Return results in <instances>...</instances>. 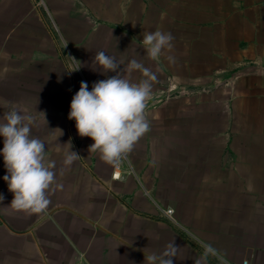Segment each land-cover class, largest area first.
Listing matches in <instances>:
<instances>
[{"label":"crops","instance_id":"crops-1","mask_svg":"<svg viewBox=\"0 0 264 264\" xmlns=\"http://www.w3.org/2000/svg\"><path fill=\"white\" fill-rule=\"evenodd\" d=\"M155 30L175 37L159 60L140 42ZM100 51L132 83L130 59L157 77L150 129L117 163L68 118L82 81L115 75ZM12 107L57 182L43 212L12 209L0 156V264H151L173 241V264H264V0H0V117Z\"/></svg>","mask_w":264,"mask_h":264},{"label":"clouds","instance_id":"clouds-1","mask_svg":"<svg viewBox=\"0 0 264 264\" xmlns=\"http://www.w3.org/2000/svg\"><path fill=\"white\" fill-rule=\"evenodd\" d=\"M174 39L170 32L155 30L143 33L140 42L148 58L159 60L166 51L173 49ZM166 59L170 63L175 62L172 55H167ZM93 61L104 71L115 75H107L105 79L94 82L91 89L86 81H82L79 90L72 97L68 118L75 121L79 136L89 137L94 141L89 146V151L98 150L101 159L117 163L150 129L145 116L146 101L152 94L151 82L157 77L137 59L128 61L127 70L142 73L144 79L139 83H132L121 75L125 71L124 68L120 70L121 63L104 51L96 53ZM34 124L35 116L15 107L0 117V137L3 138L0 156L3 157L6 168L3 180L13 194L8 207L41 213L51 203L49 192L57 182V171L56 161L46 160L47 142L31 135ZM61 146L64 166H70L80 158L72 150L71 140ZM3 199V194H0V202ZM178 250L173 241L161 253L151 254L146 259L151 264H173ZM207 252L214 250L208 247Z\"/></svg>","mask_w":264,"mask_h":264},{"label":"built area","instance_id":"built-area-1","mask_svg":"<svg viewBox=\"0 0 264 264\" xmlns=\"http://www.w3.org/2000/svg\"><path fill=\"white\" fill-rule=\"evenodd\" d=\"M114 177H119V174H114ZM166 217L172 222V223H176V219L174 216V211L173 210H167V212L165 213ZM244 264H249L247 261L244 262Z\"/></svg>","mask_w":264,"mask_h":264}]
</instances>
